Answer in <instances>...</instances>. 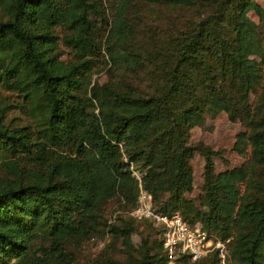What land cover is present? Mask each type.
Listing matches in <instances>:
<instances>
[{"label": "trees", "instance_id": "obj_1", "mask_svg": "<svg viewBox=\"0 0 264 264\" xmlns=\"http://www.w3.org/2000/svg\"><path fill=\"white\" fill-rule=\"evenodd\" d=\"M143 1L160 12L156 35L143 36V56L125 15L137 0H116L108 31L113 61L149 75L142 90L90 85L102 49L92 17L101 13L99 0H0V88L23 94L33 122L10 127L0 106V155L31 161L28 171L4 161L10 175L0 177V264H73L68 240L106 232L122 238L125 257L105 247L90 264H166L159 229L158 240H131L134 220H152L128 213L130 220L105 222L113 196L128 212L135 207L133 167L155 210L179 211L190 224L229 238L233 264H264V7L256 0ZM58 26L67 30L62 40L73 60L60 57ZM221 111L244 124L236 146L246 155L215 173L213 151L189 143V128ZM195 150L205 155L198 204L186 196ZM40 237L47 243L33 253ZM182 259L219 264L214 251Z\"/></svg>", "mask_w": 264, "mask_h": 264}, {"label": "rangeland", "instance_id": "obj_2", "mask_svg": "<svg viewBox=\"0 0 264 264\" xmlns=\"http://www.w3.org/2000/svg\"><path fill=\"white\" fill-rule=\"evenodd\" d=\"M99 1L101 2V13H93L92 17L97 37L102 42V49L94 56V65L88 78L90 85L94 83H109L120 86L137 85L143 90L150 79L148 74H143V68L137 71L136 68L118 66L108 53L109 42H111L108 39V31L113 25L116 0ZM256 1L264 7V0ZM157 12L159 11L143 0H137L136 6L134 8L129 6L125 12V15L135 27L132 43L134 42L136 50L141 51L142 56L143 36L146 33L156 35V25L159 22L160 13ZM3 15L4 10L0 6V19H5ZM248 15L253 20L258 21V17L253 10L248 11ZM66 31L62 26H58L54 30L57 35V49L61 55L60 57L68 61L75 59V53L72 48L63 43L62 38ZM27 104V100L20 91L0 88V106L5 107L6 112L3 122L6 125L14 127L33 123ZM244 129L245 126L240 120H231L225 111H221L214 116L206 117L200 125L189 128L188 141L191 144H198L213 151L210 156L213 161V171L217 173L226 168L238 166L245 160V151L240 150L236 146L237 134ZM5 156L0 155V177L10 175L9 169L4 164V161L8 159L14 160L19 167L21 166L23 170L28 171L26 166L31 161L27 157L19 154L16 156ZM189 163L192 169V189L186 193V196L198 204L203 194L205 155L202 151L195 150L189 159ZM132 173L134 176L139 175V171L134 167ZM119 199L120 197L115 195L107 201L103 212L105 222L113 219L115 215L120 217L115 218L116 222H121L124 218H130L128 208L121 206ZM146 235H149L151 239L158 240V234L151 222L134 220V230L131 235L133 244L139 245L142 238ZM121 241V237L113 236L109 232L104 235L102 233H94L83 240H68L65 243L64 250L71 258L73 264H90L105 247L107 253L117 259H123L125 255ZM42 243L45 242L40 237L33 244L32 252L37 251V247ZM201 264L208 263L204 262Z\"/></svg>", "mask_w": 264, "mask_h": 264}, {"label": "built area", "instance_id": "obj_3", "mask_svg": "<svg viewBox=\"0 0 264 264\" xmlns=\"http://www.w3.org/2000/svg\"><path fill=\"white\" fill-rule=\"evenodd\" d=\"M137 201L129 213L136 219L153 221L154 227L161 232L162 248L166 264H182L183 256L195 261L210 252H215L219 264H233L229 261V238H220L200 223L190 224L179 211L161 213L151 202V193L140 184Z\"/></svg>", "mask_w": 264, "mask_h": 264}]
</instances>
